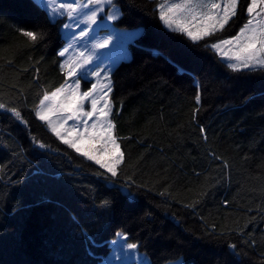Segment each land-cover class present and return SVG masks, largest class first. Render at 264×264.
Segmentation results:
<instances>
[{"label":"trees","instance_id":"obj_1","mask_svg":"<svg viewBox=\"0 0 264 264\" xmlns=\"http://www.w3.org/2000/svg\"><path fill=\"white\" fill-rule=\"evenodd\" d=\"M245 4L232 32L244 24ZM117 5L115 25L143 31L111 74V119L127 161L114 187L32 113L45 91L66 82L58 22L34 0H0V103L28 125L0 110V264H101L108 247H93L84 231L97 244L127 234L149 264H264V70L232 73L181 43L155 0ZM18 28L44 39L33 46ZM128 176L142 187L122 191ZM104 199L110 209L100 207ZM224 241L240 255H226Z\"/></svg>","mask_w":264,"mask_h":264},{"label":"snow or ice","instance_id":"obj_2","mask_svg":"<svg viewBox=\"0 0 264 264\" xmlns=\"http://www.w3.org/2000/svg\"><path fill=\"white\" fill-rule=\"evenodd\" d=\"M40 3V0H34ZM247 4V22L240 27L239 32L230 38H216L211 42V38L217 33H223L231 23L239 18L240 0H164L158 3L156 10L159 13V21L169 33L178 34L181 43L193 49H203L218 57V63H226V67L232 73L253 72L264 70V0H244ZM47 14L52 21L57 16H67L69 23L63 25L64 29L71 28V22H76L77 27L84 24L79 37L69 32L67 45L57 52L59 57H65L67 53L76 45L80 38L89 36L88 29L97 24L98 17L101 22L115 21L122 15V9L117 7V0H71L68 3H61L59 10L56 7V0H47L45 5ZM107 12V15H103ZM23 37H26L35 46L44 39L42 33L18 28ZM139 33L130 34L127 39L134 40ZM116 39L113 35L99 38L92 45V55L96 48H105ZM92 55L85 56L84 52L69 57L60 64L61 69H66L65 84L55 88L53 91H45L39 104L32 110L36 120L43 122L47 130L68 149L86 158L98 166V176H103L106 180L111 178V183L115 187L120 181L123 173V165L127 163L120 143L115 135V124L111 116L113 107L109 94L113 91V85L109 81L103 86L100 94L97 95L98 85L91 83L87 91H81V75L78 70H82L87 76L89 69H84V65L89 64ZM181 73L183 68L177 66ZM93 77H99L100 73L91 71ZM191 75V74H189ZM69 77H75L72 83H68ZM194 87H197L195 100L197 105L201 103L200 84L196 80ZM86 102H90V110L85 111ZM0 110L11 114V117L21 124L27 125L21 110L16 107H8L0 103ZM198 109L193 113V120L196 119ZM73 121L71 126L67 122ZM200 132L206 130L200 126ZM206 138V136H205ZM32 143L42 150H47L50 145L32 137ZM219 159V157H216ZM142 186L135 183L133 177L128 176L120 184V188L128 190H139ZM130 197H135L136 191H130ZM163 195V193L161 194ZM112 202L109 199L101 201L100 207L110 209ZM223 235V233H221ZM82 236L89 240L93 247H108L107 257H100L101 264H127L129 257H133L138 264H148L141 259L137 243H129L127 234L120 231L115 233V238L97 244L91 239L86 231ZM226 245V255L236 257L240 255L237 245L224 241ZM89 255H95L89 250ZM171 264H187L181 257L174 259Z\"/></svg>","mask_w":264,"mask_h":264},{"label":"rangeland","instance_id":"obj_3","mask_svg":"<svg viewBox=\"0 0 264 264\" xmlns=\"http://www.w3.org/2000/svg\"><path fill=\"white\" fill-rule=\"evenodd\" d=\"M155 1L157 2V4L164 2V0H155ZM68 2H71V0H56L57 9L59 10V5L61 3H68ZM84 2L86 3V0H84ZM170 2H175V0H170ZM38 4L41 7H43V9L46 11V15L48 16L47 10L45 8V5L47 4V0H40V3H38ZM240 6H241V0H240ZM117 7L120 8L119 5H117ZM244 8L245 9H244L242 16L245 17V21H244V24H245L248 20V16L246 13V8H247L246 4H245ZM157 12H158V10H157ZM103 15L106 16L107 12H105ZM121 16H120V18H121ZM158 17H159V13H158ZM49 19H50V17H49ZM115 21H117V20H115ZM115 21H110V22L105 23V22H101L99 20V17H98L97 24L93 25L90 29H88L89 36H87L85 38H80L78 40V42L76 43V45L69 51V53H67L65 57H61V63H64L69 57H71L73 55H78L80 52H84L85 56L92 55V51H93L92 45H93V43H96L99 38L106 37L108 35H113L116 37V39H114L113 42L110 45H108L107 47L96 48L94 50L95 54L92 55V60L89 62V64L84 65V69H89L87 76H84L82 70H78V72H80V75L82 77L81 81H80L81 91H87L91 87V83H96L98 85L97 95H99L103 86L105 84H107L109 81L111 82V74H112L113 70L115 69V67L121 61H127L130 58V50H129V45H128L130 40H128L127 37L132 33H139V35H140L141 32L143 31L142 27L120 28V27L115 25ZM52 22H58L59 31H60L63 39H64V44L60 48V50H62L67 45V42L69 41V32L74 33L75 36L79 37L80 30L84 29L86 27L84 24H80L79 27H77L76 22H71V28L67 29V30L64 29L63 25L65 23H69V19L66 15L63 17L57 16L55 21H52ZM239 30H240V28L238 27V28H236L235 32H232L233 28H232V23H231V26L227 27L226 31H224L223 33H220V35H222V34L225 35V36H220V38L227 39V38H230L232 36H235L239 32ZM229 32H231V33L229 34ZM139 35H137V37ZM213 42H215V41H213ZM63 71L66 74V69H63ZM91 71L99 72L100 73L99 77H93L91 75ZM74 79H75V77H69L67 82L72 83V81ZM109 98H110V94H109ZM84 110L85 111L90 110V102H86ZM67 124H68V126H71L73 124V121H68ZM45 128L47 129L46 125H45ZM77 155H79V154H77ZM84 159H86V158H84ZM107 254H108V252H107ZM107 254L103 257H107ZM139 255H140L142 260L147 261L149 264L148 258L144 253L139 251ZM100 263H101V261H100ZM127 264H138V262L133 257L130 256ZM164 264H171V261L166 262ZM187 264H189V263H187Z\"/></svg>","mask_w":264,"mask_h":264},{"label":"water","instance_id":"obj_4","mask_svg":"<svg viewBox=\"0 0 264 264\" xmlns=\"http://www.w3.org/2000/svg\"><path fill=\"white\" fill-rule=\"evenodd\" d=\"M122 191H125V189H122Z\"/></svg>","mask_w":264,"mask_h":264}]
</instances>
